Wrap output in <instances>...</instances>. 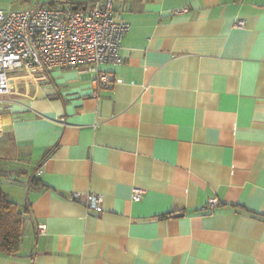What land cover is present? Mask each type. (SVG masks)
I'll list each match as a JSON object with an SVG mask.
<instances>
[{"label": "crops", "instance_id": "1", "mask_svg": "<svg viewBox=\"0 0 264 264\" xmlns=\"http://www.w3.org/2000/svg\"><path fill=\"white\" fill-rule=\"evenodd\" d=\"M113 7L131 26L102 68L121 82L94 95L81 65L10 74L3 186L27 212L0 264H264V0Z\"/></svg>", "mask_w": 264, "mask_h": 264}, {"label": "built area", "instance_id": "2", "mask_svg": "<svg viewBox=\"0 0 264 264\" xmlns=\"http://www.w3.org/2000/svg\"><path fill=\"white\" fill-rule=\"evenodd\" d=\"M78 1L45 4L35 0L19 9L0 7V103L11 91L10 74L16 70L33 72L81 65L91 73L94 95L114 81H122L102 65L122 62L120 49L131 26L129 21L114 10V0ZM245 23L240 19L235 24L244 27ZM85 195L89 207L103 210L101 193ZM143 196L142 188L133 187V200H142ZM70 199L80 201L81 195L73 193ZM218 204L219 198L211 197L203 210H214ZM39 231H45L43 224Z\"/></svg>", "mask_w": 264, "mask_h": 264}, {"label": "trees", "instance_id": "3", "mask_svg": "<svg viewBox=\"0 0 264 264\" xmlns=\"http://www.w3.org/2000/svg\"><path fill=\"white\" fill-rule=\"evenodd\" d=\"M72 1L79 2L78 0ZM83 1L87 3L86 0ZM53 3L54 0L50 4ZM6 175V166L0 159V251L16 255L23 240V226L27 208L15 201L4 188L3 178ZM166 216L163 215L162 217Z\"/></svg>", "mask_w": 264, "mask_h": 264}, {"label": "rangeland", "instance_id": "4", "mask_svg": "<svg viewBox=\"0 0 264 264\" xmlns=\"http://www.w3.org/2000/svg\"><path fill=\"white\" fill-rule=\"evenodd\" d=\"M53 0H40L41 3H51ZM93 0H86L87 3L92 2ZM35 0H0V7L7 9H19L25 6H29L34 3Z\"/></svg>", "mask_w": 264, "mask_h": 264}]
</instances>
